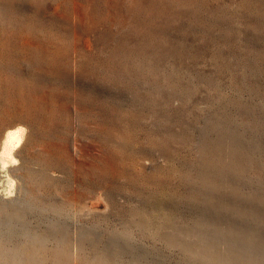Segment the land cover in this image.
I'll list each match as a JSON object with an SVG mask.
<instances>
[{
  "label": "rangeland",
  "instance_id": "1",
  "mask_svg": "<svg viewBox=\"0 0 264 264\" xmlns=\"http://www.w3.org/2000/svg\"><path fill=\"white\" fill-rule=\"evenodd\" d=\"M96 262L264 264V0H0V264Z\"/></svg>",
  "mask_w": 264,
  "mask_h": 264
},
{
  "label": "bare ground",
  "instance_id": "2",
  "mask_svg": "<svg viewBox=\"0 0 264 264\" xmlns=\"http://www.w3.org/2000/svg\"><path fill=\"white\" fill-rule=\"evenodd\" d=\"M25 138V129L24 128H19L15 131L9 132L7 134V136L5 137V139L2 142V153H1V161H3L2 163L6 164V163H14L15 161H17L16 156L18 155V147L20 145H22L21 143L23 142ZM24 143V142H23ZM3 165V164H2ZM7 167V166H5ZM4 167V168H5ZM14 186V180L12 181ZM13 190V189H12ZM11 191V190H10ZM76 248V247H75ZM65 249V248H64ZM64 249L59 250V258H61L62 260L65 261V259H68V252H66ZM80 251V250H79ZM77 252V251H76ZM75 252V253H76ZM82 254V253H81ZM83 256V255H82ZM81 256V257H82ZM79 257V256H78ZM80 257V258H81ZM33 258V257H32ZM76 258H77V254H76ZM83 259V258H82ZM100 259V258H99ZM104 259V258H103ZM32 261V260H31ZM63 261V262H64ZM67 261V260H66ZM80 261V259H78V262ZM85 261V260H84ZM98 261V259H97ZM35 262V261H34ZM101 262V260H100ZM100 262H96L99 263ZM77 263V262H75ZM101 263H105V261H102ZM35 264V263H34ZM63 264V263H62ZM94 264V263H93ZM112 264V263H111Z\"/></svg>",
  "mask_w": 264,
  "mask_h": 264
}]
</instances>
